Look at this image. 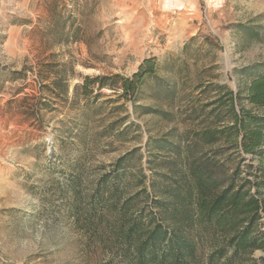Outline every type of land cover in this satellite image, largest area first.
<instances>
[{"label":"rangeland","instance_id":"1","mask_svg":"<svg viewBox=\"0 0 264 264\" xmlns=\"http://www.w3.org/2000/svg\"><path fill=\"white\" fill-rule=\"evenodd\" d=\"M240 24L259 26V39L240 33ZM62 25L77 39L60 42ZM149 57L175 65L174 101L156 102L148 94L133 101L108 88L94 98L96 86L88 116L80 119L83 91L79 106L72 99L85 76L129 77ZM261 60L264 0H0V264H123L76 228L54 186L62 179L54 167L71 171L66 163L79 150L91 184L102 166L135 147L144 150L150 135L196 128L192 109L218 95L202 93L203 87L214 82L238 91L246 82L239 69ZM58 74L69 80L68 101L45 87ZM134 104L165 109L174 120L141 114ZM244 105L264 114V108ZM120 118L130 126L124 134L120 127L105 132ZM67 125L86 126L85 140L64 134ZM244 156V169L258 163Z\"/></svg>","mask_w":264,"mask_h":264},{"label":"trees","instance_id":"2","mask_svg":"<svg viewBox=\"0 0 264 264\" xmlns=\"http://www.w3.org/2000/svg\"><path fill=\"white\" fill-rule=\"evenodd\" d=\"M68 18L71 27L74 19ZM63 25L58 40L77 39V33H66ZM238 27L240 33L259 39V26ZM51 34L56 37L58 32ZM207 40L219 47L215 37ZM170 61L146 58L129 77L85 76L75 87L72 105H78L82 90L86 103L78 110L80 119H85L96 86L99 92L94 98L108 88L133 101L148 94L156 102H172L178 87ZM239 71L246 82L238 91L214 82L203 87L202 93L216 90L218 95L192 109V118L199 121L196 128L173 127L162 135H150L144 150L135 147L102 166L91 184L79 150L71 151L70 164L60 158L72 170L54 167L62 176L54 186L76 228L90 242L123 264H264V255L255 257L256 251L264 252V114L244 105L247 101L264 108V60ZM45 87L68 101V78L58 74ZM134 106L141 114L174 120V113L165 109ZM124 119L111 122L105 132L120 127L118 133L124 134L130 127H123ZM64 134L84 141L86 126L67 125ZM52 154L56 157L54 149ZM244 154L258 161L247 165L251 171L243 167Z\"/></svg>","mask_w":264,"mask_h":264}]
</instances>
